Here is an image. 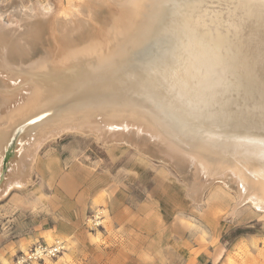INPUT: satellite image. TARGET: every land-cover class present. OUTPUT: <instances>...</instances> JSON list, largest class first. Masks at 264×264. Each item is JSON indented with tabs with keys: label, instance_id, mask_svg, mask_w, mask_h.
Segmentation results:
<instances>
[{
	"label": "bare ground",
	"instance_id": "obj_1",
	"mask_svg": "<svg viewBox=\"0 0 264 264\" xmlns=\"http://www.w3.org/2000/svg\"><path fill=\"white\" fill-rule=\"evenodd\" d=\"M75 4L72 18L37 10L28 23L0 10V160L16 174L5 191L54 136L129 133L193 170L195 198L219 180L264 210V0Z\"/></svg>",
	"mask_w": 264,
	"mask_h": 264
},
{
	"label": "rangeland",
	"instance_id": "obj_2",
	"mask_svg": "<svg viewBox=\"0 0 264 264\" xmlns=\"http://www.w3.org/2000/svg\"><path fill=\"white\" fill-rule=\"evenodd\" d=\"M75 2L85 0H0V10L5 21L23 19L22 9L26 23L38 11L69 19ZM67 132L42 145L22 187L5 191L16 174L0 160V264L39 242L63 250L34 264H264V210L238 199L236 184L216 180L195 198L193 170L138 150L136 136L120 133L107 145L92 132Z\"/></svg>",
	"mask_w": 264,
	"mask_h": 264
},
{
	"label": "built area",
	"instance_id": "obj_3",
	"mask_svg": "<svg viewBox=\"0 0 264 264\" xmlns=\"http://www.w3.org/2000/svg\"><path fill=\"white\" fill-rule=\"evenodd\" d=\"M63 250V245L53 244L46 245L44 243H37L28 252H23L15 260L14 264H34L36 261H41L46 257H56Z\"/></svg>",
	"mask_w": 264,
	"mask_h": 264
},
{
	"label": "crops",
	"instance_id": "obj_4",
	"mask_svg": "<svg viewBox=\"0 0 264 264\" xmlns=\"http://www.w3.org/2000/svg\"><path fill=\"white\" fill-rule=\"evenodd\" d=\"M168 196H169L170 198H172V199H175L174 196H170L169 194H168ZM175 200H176V199H175ZM118 207H119V206H118ZM117 209H118V208H116L115 211H116ZM139 213H140V212L137 213V218H138V216H139ZM159 214H160L161 219H165V217H164L163 215H161V212H159ZM137 218H135L134 223H139V222H140Z\"/></svg>",
	"mask_w": 264,
	"mask_h": 264
},
{
	"label": "snow or ice",
	"instance_id": "obj_5",
	"mask_svg": "<svg viewBox=\"0 0 264 264\" xmlns=\"http://www.w3.org/2000/svg\"><path fill=\"white\" fill-rule=\"evenodd\" d=\"M45 115H48L47 113H45ZM44 117H42V116H37V119L38 120H42ZM31 123H35V121H30Z\"/></svg>",
	"mask_w": 264,
	"mask_h": 264
}]
</instances>
